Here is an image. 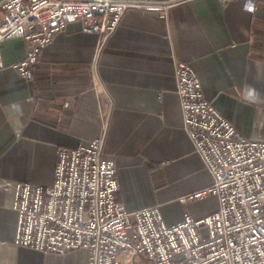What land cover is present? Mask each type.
<instances>
[{
  "label": "crops",
  "instance_id": "obj_1",
  "mask_svg": "<svg viewBox=\"0 0 264 264\" xmlns=\"http://www.w3.org/2000/svg\"><path fill=\"white\" fill-rule=\"evenodd\" d=\"M193 0L165 13L130 9L104 39L70 23L42 48L31 79L13 65L22 39L0 43V264H89L15 245V189L51 187L60 148L99 138L116 166L128 212L158 208L167 225L218 209L186 195L213 178L183 129L175 63L196 72L203 95L249 141L264 142V0ZM198 202V203H195Z\"/></svg>",
  "mask_w": 264,
  "mask_h": 264
},
{
  "label": "built area",
  "instance_id": "obj_2",
  "mask_svg": "<svg viewBox=\"0 0 264 264\" xmlns=\"http://www.w3.org/2000/svg\"><path fill=\"white\" fill-rule=\"evenodd\" d=\"M191 1L0 0V43L25 42L13 68L31 79L42 48L70 23L106 39L130 9L165 13ZM246 1L254 11L258 0ZM190 66L175 63L183 129L214 184L181 202L215 196V213L167 225L158 208L125 210L116 197V164L104 158V126L99 138L58 150L51 187L16 186L15 245L57 255L87 249L89 264H264V142L244 138L205 99Z\"/></svg>",
  "mask_w": 264,
  "mask_h": 264
},
{
  "label": "rangeland",
  "instance_id": "obj_3",
  "mask_svg": "<svg viewBox=\"0 0 264 264\" xmlns=\"http://www.w3.org/2000/svg\"><path fill=\"white\" fill-rule=\"evenodd\" d=\"M217 199L215 196H209L202 200V203L205 205L206 210L212 209L217 204ZM198 203V202H195Z\"/></svg>",
  "mask_w": 264,
  "mask_h": 264
}]
</instances>
